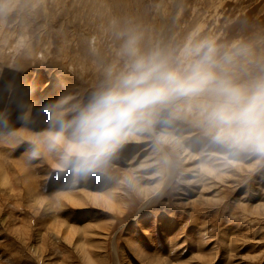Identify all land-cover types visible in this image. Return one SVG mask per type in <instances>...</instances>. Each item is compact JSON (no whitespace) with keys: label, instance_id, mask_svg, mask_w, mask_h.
<instances>
[{"label":"rangeland","instance_id":"rangeland-1","mask_svg":"<svg viewBox=\"0 0 264 264\" xmlns=\"http://www.w3.org/2000/svg\"><path fill=\"white\" fill-rule=\"evenodd\" d=\"M2 4L11 11L0 12V107L11 119L0 127V264H264V163L241 155L202 171L188 157L215 149L186 122L157 126L180 141L175 168L157 163L146 136L118 154L109 176L74 189L52 158L29 161L15 140L49 126L45 102L82 106L106 86L123 67L118 32L127 23L143 30L145 46L177 54L207 36L264 50V0ZM28 106L32 122L19 119Z\"/></svg>","mask_w":264,"mask_h":264},{"label":"clouds","instance_id":"clouds-1","mask_svg":"<svg viewBox=\"0 0 264 264\" xmlns=\"http://www.w3.org/2000/svg\"><path fill=\"white\" fill-rule=\"evenodd\" d=\"M3 11H11L8 4L0 5ZM118 35L123 67L109 73L106 86L87 104L69 108L70 97L49 100L39 108L48 116L45 130L22 140L15 132L7 137L24 144L29 161L52 158L53 170L74 189L109 176L118 154L147 136L157 163L172 169L180 141L157 126L182 121L215 149L188 157L202 171L210 160L232 163L241 155L264 163V50L207 36L189 39L177 54L160 44L145 46L143 30L130 22ZM31 113L28 106L19 119L27 122ZM10 119L11 110L0 107V127Z\"/></svg>","mask_w":264,"mask_h":264},{"label":"bare ground","instance_id":"bare-ground-1","mask_svg":"<svg viewBox=\"0 0 264 264\" xmlns=\"http://www.w3.org/2000/svg\"><path fill=\"white\" fill-rule=\"evenodd\" d=\"M180 37H181V36H180ZM26 47H27V46H26ZM91 48H92V47H91ZM96 48H97V46H96ZM94 49H95V48H94ZM94 51H95V50H94ZM8 84H9V83H8ZM6 86H7V85H6ZM8 102H9V101H8ZM32 120H33L32 117H30V119H28L27 122H32ZM8 126H9V124H8ZM8 126H7V127H8ZM28 126H29V125H28ZM47 126H48V125H47ZM4 128H5V127H4ZM5 131H8V130H5ZM5 131H4V132H5ZM8 133H9V132H8ZM173 133H174V132H173ZM92 192H93V191H92ZM95 192H96V191H95ZM88 193H89V192H88ZM93 194H94V192H93ZM103 197H104V196H103Z\"/></svg>","mask_w":264,"mask_h":264}]
</instances>
